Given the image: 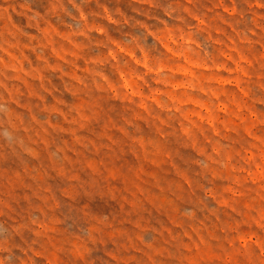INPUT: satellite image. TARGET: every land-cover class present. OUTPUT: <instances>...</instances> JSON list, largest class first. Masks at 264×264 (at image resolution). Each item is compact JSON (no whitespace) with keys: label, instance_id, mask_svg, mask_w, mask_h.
<instances>
[{"label":"rangeland","instance_id":"obj_1","mask_svg":"<svg viewBox=\"0 0 264 264\" xmlns=\"http://www.w3.org/2000/svg\"><path fill=\"white\" fill-rule=\"evenodd\" d=\"M0 264H264V0H0Z\"/></svg>","mask_w":264,"mask_h":264}]
</instances>
